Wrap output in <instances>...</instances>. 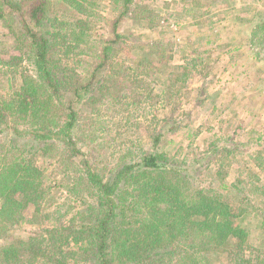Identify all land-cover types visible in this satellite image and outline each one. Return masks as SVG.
<instances>
[{
  "label": "rangeland",
  "instance_id": "1",
  "mask_svg": "<svg viewBox=\"0 0 264 264\" xmlns=\"http://www.w3.org/2000/svg\"><path fill=\"white\" fill-rule=\"evenodd\" d=\"M83 1L84 12L59 3L42 28L50 31L58 65L85 73L102 60L103 41L117 31L122 37L99 77L128 74L132 84L123 97L95 110L86 101L79 105L83 115L91 108L95 113L84 127L91 129L87 138L96 140L80 144L81 152L65 146L47 151L44 140L0 131V150L9 149V157L19 152L14 145L28 142L31 160L42 172L43 194L39 204H30L23 218L9 224L0 246L46 228L72 227L63 232L77 250L69 263L95 264L89 234L77 231L97 216L95 209L87 210L96 198L82 186L70 190L84 170L83 159L111 180L142 151L157 150L186 170L185 189L222 192L248 231L240 254L236 248L213 249L208 264H264V0H135L133 13L121 18L113 0ZM77 18L86 19L84 29L73 27ZM14 23L22 31L18 19ZM24 44L0 20L1 95L17 90L23 72L35 73ZM153 44L150 64L141 61ZM156 133L162 135L158 145ZM32 255L24 251L25 264H37ZM172 261L168 257L161 264H175L176 257Z\"/></svg>",
  "mask_w": 264,
  "mask_h": 264
},
{
  "label": "trees",
  "instance_id": "2",
  "mask_svg": "<svg viewBox=\"0 0 264 264\" xmlns=\"http://www.w3.org/2000/svg\"><path fill=\"white\" fill-rule=\"evenodd\" d=\"M113 1L119 18L133 13L135 0ZM59 3L85 10L83 0H0V20L20 36L22 44L26 42L28 59L35 70L23 72L15 92L0 94V131L13 130L17 136L44 140L47 151L65 146L81 152L80 144L90 145L96 140L95 136L87 138L91 129L84 127L94 119V108L123 97L124 88L132 81L128 74V78L123 74L120 80L108 72L103 79L99 77L122 37L117 31L113 38L103 41L102 60L88 66L85 73L58 65L50 31L42 28ZM16 19L22 25L20 32L14 27ZM73 23V27L84 29L86 19L77 18ZM154 47L155 44L141 61L150 64V57L156 53ZM177 69L181 66L172 74ZM85 101L87 108H93L87 115L79 107ZM161 137L160 133L154 134L155 145ZM25 144L14 145L19 152L12 157L9 149L0 150V238L9 224L18 222L23 211L30 204H39L43 197L42 172L31 160V151ZM170 162L157 150L142 151L109 180L99 167L83 159L84 170L70 190L82 186L96 198L87 210L95 209L97 216L79 225L77 231L89 234L95 247V264H161L168 257L171 261L176 257L175 264H208L213 249L236 248L241 253L248 231L237 223L235 209L227 197L218 190L185 189L186 170ZM66 229L72 227L46 228V233L0 246V264H25L24 251L31 252V261L37 264H70L69 258H74L77 250L70 246L69 235L64 236ZM72 238L79 243L80 237ZM38 255L42 258L37 259Z\"/></svg>",
  "mask_w": 264,
  "mask_h": 264
}]
</instances>
